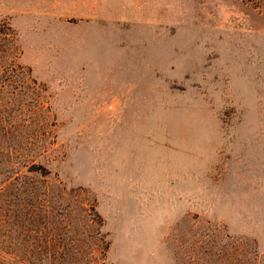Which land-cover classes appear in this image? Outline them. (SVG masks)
Segmentation results:
<instances>
[{"label": "rangeland", "instance_id": "374dc122", "mask_svg": "<svg viewBox=\"0 0 264 264\" xmlns=\"http://www.w3.org/2000/svg\"><path fill=\"white\" fill-rule=\"evenodd\" d=\"M0 264H264V0H0Z\"/></svg>", "mask_w": 264, "mask_h": 264}, {"label": "trees", "instance_id": "16d2710c", "mask_svg": "<svg viewBox=\"0 0 264 264\" xmlns=\"http://www.w3.org/2000/svg\"><path fill=\"white\" fill-rule=\"evenodd\" d=\"M42 168V167H41ZM31 172H37V169H35V170H30Z\"/></svg>", "mask_w": 264, "mask_h": 264}]
</instances>
